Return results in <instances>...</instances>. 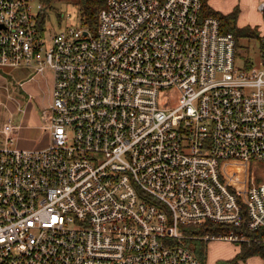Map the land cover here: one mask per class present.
Here are the masks:
<instances>
[{
	"label": "built area",
	"instance_id": "built-area-1",
	"mask_svg": "<svg viewBox=\"0 0 264 264\" xmlns=\"http://www.w3.org/2000/svg\"><path fill=\"white\" fill-rule=\"evenodd\" d=\"M205 3L107 0L95 28L47 30L42 2L0 0V66L51 73L44 146L0 121V264H208L188 227L264 228V35L237 67Z\"/></svg>",
	"mask_w": 264,
	"mask_h": 264
},
{
	"label": "rangeland",
	"instance_id": "rangeland-1",
	"mask_svg": "<svg viewBox=\"0 0 264 264\" xmlns=\"http://www.w3.org/2000/svg\"><path fill=\"white\" fill-rule=\"evenodd\" d=\"M77 0H52L45 7L41 0H31L36 10V5L42 2V12H46L47 30L64 29L71 25L76 26L80 19V10L76 3ZM262 0H206V2L214 9L221 12H229L234 6L239 8V16L237 18L238 26H255L259 36L241 37L239 45L236 48L235 65L243 67L245 64L258 65L260 61V37L264 35V14L258 9V5ZM37 14V12H36ZM51 28V29H49ZM32 73V69L27 66H0V75L6 77L14 88L12 93L14 98L8 97L6 93L0 91V116L5 119L7 112H13L9 117L14 123L27 122L30 126L43 124L45 122L44 109L39 97V88L35 87V83L29 82L23 85L28 96L20 88L19 82L27 78ZM50 79V71L46 72ZM175 96V94H174ZM42 102V103H41ZM27 111V112H26ZM17 139L14 145L19 147H39L43 145L48 138L46 133H38L36 145H29L31 136L24 129L18 130ZM39 144V145H38ZM45 144V143H44ZM250 169L255 177L264 181V161L254 160L250 163ZM197 238V237H193ZM239 242L225 239H211L207 242L204 259L208 264H221L223 260L233 257L239 249ZM261 257L254 255L246 260H240V264H261Z\"/></svg>",
	"mask_w": 264,
	"mask_h": 264
},
{
	"label": "trees",
	"instance_id": "trees-1",
	"mask_svg": "<svg viewBox=\"0 0 264 264\" xmlns=\"http://www.w3.org/2000/svg\"><path fill=\"white\" fill-rule=\"evenodd\" d=\"M43 4L48 6L52 0H41ZM107 0H77L76 3L80 10L81 19L84 24L95 28L98 20V12L101 7L105 5ZM204 11L207 14H213L217 16L221 23L222 31H230L233 33L236 41V48L239 45V39L241 37H256L259 36L255 26H238L237 18L239 15V8L234 6V8L229 12H221L214 9L208 3L204 4ZM41 26L44 25V21H47L46 12L41 13ZM263 45L262 43L260 46ZM232 226L228 224L216 223L213 221H206L200 226H190L187 228V232L193 237L186 240L188 246L195 252V254L204 259V253L206 249L207 242L201 238V235L206 233H218L222 230H228ZM248 240L239 242V249L236 254L226 260H223L221 264H234L240 260H246L247 258L257 255L260 256L264 264V228H259L257 230H248L245 227L240 228Z\"/></svg>",
	"mask_w": 264,
	"mask_h": 264
},
{
	"label": "crops",
	"instance_id": "crops-1",
	"mask_svg": "<svg viewBox=\"0 0 264 264\" xmlns=\"http://www.w3.org/2000/svg\"><path fill=\"white\" fill-rule=\"evenodd\" d=\"M239 16V15H238ZM263 36V35H262ZM261 36V37H262ZM260 37V38H261ZM32 74V73H31ZM30 74V75H31ZM29 75V76H30ZM28 76V77H29ZM27 77V78H28ZM0 78H1V75H0ZM27 78H25L24 80H26ZM24 80H22V81H24ZM29 82H32V83H35V84H37V85H34L35 87H37V88H39V91L40 92H38L39 94V97H40V99H41V101H43V103H42V108L43 107H45L47 104H48V102H49V99H50V90H51V77H50V79H49V77L47 76V74H46V76H44V75H38L37 77H36V79L33 81V80H27V81H25L24 82V84H26V83H29ZM23 84V85H24ZM9 86H10V88H9V92L13 95V91H12V88H14V86L10 83L9 84ZM20 88L22 89V91H24V93H26L28 96H30V94L28 93V92H26L25 91V89H24V87H22V86H20ZM27 112V111H26ZM9 113H13V112H10V111H8L7 112V115H5V117L6 118H8L9 117ZM13 115V114H12ZM2 120V118H1V116H0V121ZM20 124H21V126H20V128H19V130L21 129H24V130H26V131H28L30 134H32V136H31V142L29 143V145H36L37 143H36V141H37V137H38V133L40 132V133H46L47 134V136H48V133H47V131H45L43 128H42V124H37L36 126H30L29 124H27V122H25V121H23V122H20ZM1 137V136H0ZM48 142V138H47V140L45 141V142H43V145L42 146H44L46 143ZM45 143V144H44ZM39 145V144H38ZM39 147H41V146H39ZM262 262H263V260H261ZM262 264V263H261Z\"/></svg>",
	"mask_w": 264,
	"mask_h": 264
}]
</instances>
